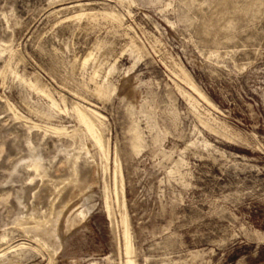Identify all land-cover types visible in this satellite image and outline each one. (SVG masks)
I'll return each instance as SVG.
<instances>
[{"label": "rangeland", "instance_id": "obj_1", "mask_svg": "<svg viewBox=\"0 0 264 264\" xmlns=\"http://www.w3.org/2000/svg\"><path fill=\"white\" fill-rule=\"evenodd\" d=\"M0 49V264H126L115 159L135 264H264V0H0Z\"/></svg>", "mask_w": 264, "mask_h": 264}, {"label": "bare ground", "instance_id": "obj_2", "mask_svg": "<svg viewBox=\"0 0 264 264\" xmlns=\"http://www.w3.org/2000/svg\"><path fill=\"white\" fill-rule=\"evenodd\" d=\"M111 17L117 19V16L113 13L110 14ZM81 17V16H78ZM77 17V18H78ZM2 50V49H0ZM89 57V56H88ZM88 59L84 60V63H87ZM112 66V65H111ZM20 77H18L19 79ZM22 80V79H21ZM184 82L188 85V87L191 88V90H193V92H195V94L197 95V97L200 98V100L205 101L206 103H210L209 98H207L202 92L201 90L198 89V87L196 86V84L192 81V79L184 73ZM25 83L32 88L33 90H35L38 93H42V95H45L49 102L50 105L49 107L53 110L57 109L60 111H68V109L65 107L64 110H62L59 106V104L57 103V101L52 98L49 94H46L42 89H40L36 84L32 83L31 81H25ZM113 85V84H112ZM109 86V85H108ZM109 91V87H104V86H97L96 88V92L100 95V94H104L105 92L108 93ZM188 101L189 104L191 106L195 105L196 103V99H194L193 97H191V95L188 94ZM198 102V101H197ZM199 103V102H198ZM213 105V104H212ZM194 108V107H193ZM73 114L75 115V118L77 119V121L79 122L80 125H82L86 132H88L90 134V136L94 139L96 145L98 146L99 150L101 151V153L104 155V157L106 158V160L108 159V151L105 148V145L103 143V139H102V119H104V116L98 112L97 110H95L94 108L90 107V106H86L80 103H76L75 106L72 108ZM37 127V125H34ZM48 128L54 130L57 133H62L66 130V128L64 126H59V127H52V126H48ZM138 133V132H137ZM136 133V134H137ZM139 134V133H138ZM136 142L137 145L135 148H137L136 150H138L139 148L142 147V141L139 135H136ZM86 154L88 153L87 149H84ZM115 163V171H114V181L116 183L117 179H120V184H121V190H120V194H121V200L119 201V205L121 207L122 210V224H123V240H124V249H125V255H126V264H135L134 259L131 256L132 253V246H131V239H130V235L128 232V221H127V212L125 209V196H124V189L122 186V172H121V168L120 165L117 161V159H115L114 161ZM116 185V184H115ZM115 195H116V201L118 202V192L117 190H115ZM106 208L108 209V203L106 201L105 203ZM109 213V212H108ZM82 218L85 217L86 213L83 212V210H80L78 213Z\"/></svg>", "mask_w": 264, "mask_h": 264}]
</instances>
